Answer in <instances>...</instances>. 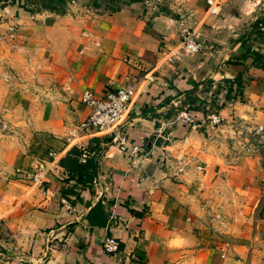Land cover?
I'll return each instance as SVG.
<instances>
[{
	"label": "crops",
	"instance_id": "0c3cea01",
	"mask_svg": "<svg viewBox=\"0 0 264 264\" xmlns=\"http://www.w3.org/2000/svg\"><path fill=\"white\" fill-rule=\"evenodd\" d=\"M63 3L55 15L0 0L17 171L0 183V264H264V140L252 132L264 135V0H221L213 13L203 0ZM189 28L203 49L167 62ZM132 81L118 127L133 156L92 129L70 136L89 112L82 91L102 97ZM181 109L196 126L182 124ZM70 146L94 158L93 183L77 182ZM37 168L41 182L31 184ZM67 188L75 194L61 196ZM96 202L106 220L91 226ZM105 236L117 252L102 251Z\"/></svg>",
	"mask_w": 264,
	"mask_h": 264
},
{
	"label": "built area",
	"instance_id": "2783aa9c",
	"mask_svg": "<svg viewBox=\"0 0 264 264\" xmlns=\"http://www.w3.org/2000/svg\"><path fill=\"white\" fill-rule=\"evenodd\" d=\"M203 2L207 7V12L213 13L221 3V0H203ZM70 3L73 4V0H70ZM9 30H12V28L10 27ZM9 36H11V34H9ZM202 49L203 43L199 39L197 28H189L179 35L173 47H171L165 54L164 59L167 62H172L178 57L186 54H195ZM144 79L151 81L152 76L146 75ZM135 83L136 81L125 83L123 86L106 93L102 97H96L90 90L82 91L80 101L89 109V112L77 124L76 130L70 134V136L73 137L84 129H92L98 133L107 135L115 144L118 151L133 156L136 151V146L129 145L127 136L118 125L126 115L128 104L134 96ZM205 109H207V107L202 105V110ZM177 118L185 126L194 127L197 125L196 117L185 109H181L177 113ZM207 119L210 125L217 124L220 120L215 113H210L207 116ZM261 131V126H256L252 130L254 134L258 133L260 139L264 140V135H262ZM47 155L51 160H54L56 153L49 150ZM86 157L87 151L82 149L79 158L80 161L84 162ZM195 168L198 170L200 169L199 166H196ZM42 174L43 170L37 168L36 171L28 176L30 183H40ZM60 202L68 208V204L64 199H60ZM101 249L106 254H113L118 251V242L112 236H105L101 242Z\"/></svg>",
	"mask_w": 264,
	"mask_h": 264
},
{
	"label": "rangeland",
	"instance_id": "374dc122",
	"mask_svg": "<svg viewBox=\"0 0 264 264\" xmlns=\"http://www.w3.org/2000/svg\"><path fill=\"white\" fill-rule=\"evenodd\" d=\"M7 71V67L3 62H0V183L6 180L9 177H16L17 171L10 170L9 161L11 159L10 152L12 151V148L14 147V142L11 139V136L16 135L15 133V126L11 123L12 121L7 116V111L3 107V97L5 94L6 87L8 86V80L5 78V72ZM17 127V126H16ZM46 145V144H45ZM31 146V147H30ZM29 146L30 149L35 147L33 143ZM41 146V145H40ZM74 147L78 152L79 149L76 148V146H70ZM44 148V151H47L48 146H43L42 150ZM85 150H87L85 148ZM89 150V149H88ZM217 216H214V218ZM3 224V222L0 220V227ZM210 232L214 234V236L220 240V241H226L224 238L223 232L210 227Z\"/></svg>",
	"mask_w": 264,
	"mask_h": 264
},
{
	"label": "trees",
	"instance_id": "16d2710c",
	"mask_svg": "<svg viewBox=\"0 0 264 264\" xmlns=\"http://www.w3.org/2000/svg\"><path fill=\"white\" fill-rule=\"evenodd\" d=\"M64 2V0H62ZM52 3L56 2V0H30V3L33 6L42 3ZM262 26L264 27V21L262 22ZM261 57L260 65L263 66L264 63V55ZM187 94V93H186ZM182 106V105H181ZM186 110H195V107H185ZM67 155L73 156L72 158H66L67 165L76 171V179L78 183L89 185L93 183V176L95 174V161L92 156L86 157L84 162L77 163V156H80L81 150L79 152L74 147H69L66 152ZM61 196H67L68 194H75L72 188L61 189ZM76 198V197H75ZM87 222L89 225H104L106 220V215L101 209L100 203L96 202L86 213L85 215Z\"/></svg>",
	"mask_w": 264,
	"mask_h": 264
},
{
	"label": "water",
	"instance_id": "95a60500",
	"mask_svg": "<svg viewBox=\"0 0 264 264\" xmlns=\"http://www.w3.org/2000/svg\"><path fill=\"white\" fill-rule=\"evenodd\" d=\"M37 7L48 14L63 15L66 13V9L62 0H56V2L52 3H42Z\"/></svg>",
	"mask_w": 264,
	"mask_h": 264
},
{
	"label": "flooded vegetation",
	"instance_id": "af4514ba",
	"mask_svg": "<svg viewBox=\"0 0 264 264\" xmlns=\"http://www.w3.org/2000/svg\"><path fill=\"white\" fill-rule=\"evenodd\" d=\"M47 3H49V2H47Z\"/></svg>",
	"mask_w": 264,
	"mask_h": 264
}]
</instances>
